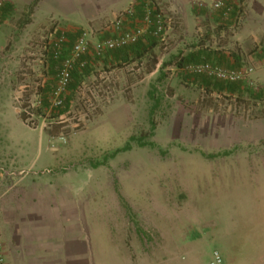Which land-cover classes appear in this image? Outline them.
I'll return each mask as SVG.
<instances>
[{
  "label": "rangeland",
  "instance_id": "rangeland-1",
  "mask_svg": "<svg viewBox=\"0 0 264 264\" xmlns=\"http://www.w3.org/2000/svg\"><path fill=\"white\" fill-rule=\"evenodd\" d=\"M34 1L0 0V207L15 186L27 187L23 181L54 178L95 210L86 222L99 218L101 243L114 236L118 264H160L162 254L168 261L179 231L189 246L177 252L209 264L221 234L264 224V197L255 200L263 187L251 180L264 177V21L250 19L249 0H222L218 8L216 0H124L99 8L79 0L84 7L74 19L42 17L41 0L30 10ZM253 25L262 32L249 34ZM136 29L140 44L107 48ZM80 39L86 50L76 58ZM150 43L156 47L140 57ZM199 50L205 58L185 68L162 67ZM231 52L242 57V88L234 94L213 81L216 75L207 83L196 71L209 64L226 72ZM154 58L156 70L147 72ZM68 59L81 83L66 90L71 101L59 117L66 124L52 137L46 130L58 131L54 121L34 115L33 126L18 111L43 100L50 115L51 89ZM136 249L145 258L128 263L126 253Z\"/></svg>",
  "mask_w": 264,
  "mask_h": 264
},
{
  "label": "crops",
  "instance_id": "crops-1",
  "mask_svg": "<svg viewBox=\"0 0 264 264\" xmlns=\"http://www.w3.org/2000/svg\"><path fill=\"white\" fill-rule=\"evenodd\" d=\"M69 1L41 0L36 13H41L43 14L42 17L46 18L53 16L58 19H74L79 15L78 7L83 8L84 3L82 1L79 3V0H72V8L69 11ZM199 1L208 4L212 0ZM94 2L99 8L104 4L119 7L122 2L126 1L100 0L99 3L98 0L97 2L94 0ZM248 8L250 14L254 16L250 17L251 20L264 21V0H249ZM245 24L243 31L246 28L249 29L248 23ZM253 27L249 34L255 35L262 32V25L260 27L253 25ZM155 70L156 68L153 71ZM251 180L254 182L253 186L263 187V191L259 190L261 193L255 199L261 201V194L264 197V177H253ZM63 181L66 183L65 180ZM24 183L28 184L27 187H23L17 192V186H15V190L12 194L6 195L0 207V240L3 243L6 264L119 263L118 245L114 236L109 233L111 239L108 237L106 241L101 243L99 241L100 235L97 232L100 226L96 225L97 223L100 225L99 218L95 220V215H93V224L86 222V216L92 215L91 212H95V210L84 209L80 202L83 199L81 192L73 191V189L69 191L70 187H62L61 184L56 187L57 182L54 178L27 179V182L23 181L20 184ZM36 189L37 191H35ZM255 204L253 208H257L256 212L258 213L260 211L259 205L256 206ZM117 223V219L114 218L112 224L115 228ZM221 228V233L228 230V227ZM103 230L107 232V230L111 231V228L104 225ZM90 231H92V236L89 235ZM232 231L233 236L230 234L231 231L221 234L220 246L214 254L219 253L225 264H264V224L253 229V238L248 227L237 226L236 232ZM178 233L179 238H173L172 241V257L165 261L162 254L160 264H200L198 260L188 261V258L177 252L179 249L182 250V248L185 249L186 246H189V241L182 245L181 231ZM201 235L197 234L196 239H200ZM216 236L207 235L205 239L211 240ZM214 254L211 256L212 259L209 264H212ZM126 255L128 256V263H133L136 259L142 261L145 258L143 251L137 249L130 254L126 253Z\"/></svg>",
  "mask_w": 264,
  "mask_h": 264
},
{
  "label": "trees",
  "instance_id": "trees-1",
  "mask_svg": "<svg viewBox=\"0 0 264 264\" xmlns=\"http://www.w3.org/2000/svg\"><path fill=\"white\" fill-rule=\"evenodd\" d=\"M37 4V0H35L33 2V4L30 6V10L33 11L34 10V7L36 6ZM161 23V22H160ZM162 29V28H161ZM139 38L134 41V42H129L123 46H119V47H116V48H113V50H124L126 49L127 47L129 48V46L131 45H137V44H140L139 42ZM156 47V43H150L149 47H147L145 49V52L144 53H140L139 56L140 57H144L145 53L147 54H151V52L153 51V49ZM50 51L52 52V56L54 59L56 60H59V59H62V57L59 56L57 50H54V49H50ZM204 53V50H199L197 52H191V53H188L186 55H183V54H179L177 55L176 57H174L170 63H164L162 65V67H164L165 65H175L176 67L178 68H185L187 66H189L190 64L196 62V60H202L203 58H205V56L203 55ZM81 56V55H80ZM223 57V56H222ZM224 58V57H223ZM65 60V58H64ZM62 59V61H64ZM225 62V65L229 66V70H227L226 72L230 73V72H235V74H239V70L241 69L242 67V57L237 54V53H233L231 52L230 53V56L229 57H226V59L224 60ZM153 66H151V68L147 71V72H152L159 60L158 58H154L153 59ZM75 68V67H74ZM73 68L72 66V70H71V79H70V82L67 86V89L72 87V89H77L78 85H80L81 81L79 80V74L76 73V70ZM232 70V71H231ZM234 70H237V71H234ZM199 76L202 77L207 83H210L211 82V78L213 77L212 75H208V74H205V73H199ZM215 78L213 81H217L218 79V83L221 85H223L226 89L229 90L230 88V94H234L235 92H240L241 91V81H238L237 78L235 79H231V78H219V77H213ZM220 79V80H219ZM224 80H226L224 82ZM56 87L57 86H53V88L51 89V96L53 97L55 91H56ZM41 88V86L39 87ZM53 99V98H52ZM27 100V98L25 99ZM24 100V102H25ZM45 100V99H44ZM70 100L67 101V98L65 97L64 99V102L63 104L61 105H55L53 106V108L51 109V113L50 115L48 116V110H49V105L48 103H43V100H41V103H40V106H35V107H32V105L29 103L28 104H24L23 106H28L29 109L26 111V109L24 111L20 110L18 111V115H19V118L24 121V122H27L28 124L30 125H33V126H36L37 125V121L35 119H32V117L35 115L39 118H45L47 120H49V122L51 121H54V126H52L53 128H56L58 131H53V130H46L47 134L49 136H52V137H57L59 136V134H61L62 132L60 131V128H62L63 126H65V122H63V119L62 121L59 119V117L61 115H63L64 111L62 110L63 107H67L69 108V104H70ZM29 102V101H27ZM68 104V105H66ZM66 136V135H65ZM142 145H144L143 142H141ZM129 145L128 147H126L124 150H127L129 149Z\"/></svg>",
  "mask_w": 264,
  "mask_h": 264
},
{
  "label": "built area",
  "instance_id": "built-area-1",
  "mask_svg": "<svg viewBox=\"0 0 264 264\" xmlns=\"http://www.w3.org/2000/svg\"><path fill=\"white\" fill-rule=\"evenodd\" d=\"M222 5V0H216L215 7H221ZM1 7H2V2H0V12H1ZM118 24H121V21H118ZM161 30V26H160ZM141 29H136L132 32H127L123 36H121L118 39L110 40L106 43L108 49H113L119 46H123L129 42H134L136 41L139 36L142 34ZM63 39H60V42H62ZM74 54L75 57H80L81 54H83L86 50V43L84 39H80L75 45H74ZM72 60L68 59L64 63V68L61 70L60 75H59V81L58 85L56 87V91L53 95V101L54 105H61L64 102L65 99V92L67 90V86L70 82L71 79V70H72ZM196 71L198 73H207L210 75H216L219 78H231L235 79L240 76L239 74H235V72H225L220 69H214L211 67L209 64H204L201 67L196 68ZM0 264H6L5 260V255L3 252V245L0 241ZM212 264H225L223 258L219 253L214 254V260Z\"/></svg>",
  "mask_w": 264,
  "mask_h": 264
}]
</instances>
